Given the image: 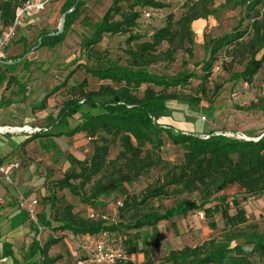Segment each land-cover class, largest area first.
Instances as JSON below:
<instances>
[{"label": "trees", "instance_id": "16d2710c", "mask_svg": "<svg viewBox=\"0 0 264 264\" xmlns=\"http://www.w3.org/2000/svg\"><path fill=\"white\" fill-rule=\"evenodd\" d=\"M25 1L0 0L1 29L12 25L15 9ZM169 1L111 0L110 7L92 26L91 35L80 39V50L87 63H91L89 67L84 66L85 72L105 83L96 90H87L84 81L70 86L69 98L62 103L49 126V136L47 131L40 132L29 136L27 141L47 137L72 138L78 134L90 140V156L84 160L67 156L69 168L62 179L54 184L55 189L67 190L82 204L94 203L103 196H109L153 170L161 171L162 174L147 186L140 201L125 200V211L146 205L152 200H166L178 195L197 196L198 205L183 200L163 212L150 208L128 227L152 230L148 248L138 249L131 239L124 241L126 247L123 248L129 257L143 256L144 262L141 264H152L149 259L160 248L157 225L173 218H185L196 209L204 210L209 217L214 214L221 216L224 222L221 236L200 246L171 251L164 260L165 264H264V227H259L257 223L249 224L239 200L228 202L223 194L227 188L237 186L243 195H264V137L257 141L239 140L215 135L214 131H210L205 134L207 138H203L199 133L175 132L158 123L160 118L168 116L173 102L191 108L199 107L221 51L232 64L242 67V71L235 74L233 79L244 84L251 83L261 70L264 58V0H224L219 6L215 5L214 0H187L182 6V14L175 18L169 13L147 40L143 34L133 32L140 21L146 20L145 13L151 15L147 21L153 17L163 19L161 13ZM83 5L80 0H66L61 11L62 14L70 12L66 15L63 33L57 36L41 34L35 47L52 48L60 45ZM122 5H125V11ZM237 8L245 10L249 23L246 28L239 26L221 37L208 40L203 47L204 58L199 63L201 75L181 71L170 76L151 71L156 65L173 63L179 51L192 57L193 22L205 20L220 10ZM104 36H126V48L123 51L125 60L122 64L97 53L96 47ZM164 44L166 48L162 49ZM30 51H24L19 60ZM259 55L261 59L257 60ZM7 61H0V87L4 83L6 87L17 83L13 76L18 67L17 60L9 65ZM23 66L29 65L24 62ZM191 80H198L199 96L180 99L176 91L184 90ZM45 106L46 98L37 109L42 110ZM247 110L264 113V98L251 103ZM70 121H75V124L71 125ZM165 137L174 146L184 149L180 163L171 164L162 158ZM114 143H118L120 151L114 159L109 160L110 147ZM54 197V193H49L47 202L52 205ZM212 200L218 204L206 208ZM230 205L234 211L232 215L229 214ZM15 219L18 220L15 225L28 221L23 211ZM37 223L39 227H49L53 233L63 235L49 237L43 244L33 239L22 256L24 264H69L67 261L59 263V256H49L51 247L59 243L65 233L92 236L107 232L110 235L118 228L113 224L83 218L78 212L74 213L70 205L58 208L50 220L46 218L45 212L38 213ZM34 230L37 233L36 227ZM6 257H10L13 264H20L13 257L11 245L3 243L0 259Z\"/></svg>", "mask_w": 264, "mask_h": 264}, {"label": "rangeland", "instance_id": "374dc122", "mask_svg": "<svg viewBox=\"0 0 264 264\" xmlns=\"http://www.w3.org/2000/svg\"><path fill=\"white\" fill-rule=\"evenodd\" d=\"M65 1L53 0L50 2L42 13L34 16L27 23V26L17 34L8 47L10 49L15 48L13 52L10 51L9 56L11 57L9 59L19 61V67L16 69V73H18L16 76L17 84H22L26 88L25 92L28 93L27 99L29 100L26 99L24 102L28 108H31V112L27 113L29 117L25 118L21 126L39 128L42 132L45 130L48 136L51 133L49 126L53 120L51 116L57 115L56 112L59 111L62 103L69 98L68 89L70 86L78 85L84 81L87 90H96L105 83L97 81L85 72L84 66L89 67L91 63H87L80 50V39L83 36L91 35L92 26L110 7L111 0H80L84 5L77 20L65 32L63 42L52 48L48 46L35 47L41 34L52 36L58 32L60 19L63 15L61 6ZM186 1L170 0L161 13L163 19L160 20L158 17H153L149 21L143 19L136 25L133 32L143 34L147 40L148 36L162 25L164 18L169 13H172L175 18L179 17L184 10L182 6ZM223 1L214 0L216 6L222 4ZM122 6L125 11V5ZM209 18L214 21V24L194 34L191 58L179 51L173 63L156 65L151 68V71L170 76L181 71L201 75L199 63L204 58L203 47L208 40L221 37L239 26L246 28L249 23L245 10L241 8L220 10L216 15ZM194 30L196 31V29ZM125 40L126 36H104L101 43L96 47V51L100 56L108 57L113 61H120L122 64L125 60L123 52L126 48ZM165 48L166 45L164 44L162 49ZM26 50L31 51L19 60V56ZM218 58L219 60L214 65L211 77L205 86L206 93L202 97L203 101L199 107L191 108L186 104L173 102L168 113L175 112L181 119L190 121L197 132L214 131L215 135L231 136L227 138L236 139L238 136H243L246 139L259 140L264 137V113L248 111L247 109L251 103H256L260 98H264V58H262L261 70L249 84L233 79L235 74L242 71V67L238 64H232L224 51L218 54ZM259 59H261L260 55L257 56V60ZM24 62H27L29 66L24 67ZM198 89V80H191L188 87L176 92L180 99L188 100L199 96ZM9 93L21 96L16 86L11 87ZM2 96L0 95V100L3 99ZM45 98L47 115L35 117L40 112L37 106ZM208 108L210 109L208 110ZM3 124L17 125L18 123L10 119L9 112L2 108L0 109V125ZM70 124L74 125L75 121H70ZM29 136H33V134L23 133L17 139L19 143H22ZM62 138V142L58 145H53L49 137L32 145L29 142L23 149V153L19 155L18 169L25 173L26 177L31 174L33 181L38 183L37 186H40L36 195L37 212L43 210L48 220L52 218L53 213L58 208L63 205H70L73 207V212H78L83 218H87L89 212L106 216L108 220L106 224H113L118 227L117 231L110 232V238L117 240L123 247H126L124 241L131 239L138 249H145L149 246L152 230L128 228L142 213L150 208L163 212L167 208L178 205L183 200L195 205L199 204L195 194L190 196L178 195L166 200H152L146 205L125 211V200L128 202L140 201L147 186L151 185L162 174L158 170L151 171L148 175L124 185L115 193L103 196L94 203L82 204L77 197L72 196L67 190L55 189L54 184L62 179L63 174L69 168L67 156H76L75 158H79L78 160H84L92 153V145L83 134L74 139L69 138V140L66 137ZM119 151L118 143L112 144L108 159H114ZM183 152L182 147L174 146L165 137L161 153L164 160L171 164L180 163ZM51 192L55 195V202L52 205L47 202V196ZM223 194L228 198V202H231L232 199L239 200L240 207L246 212L249 224L257 223L259 227H264V195L246 196L237 186L227 188ZM21 197L27 199L26 195ZM119 201L123 202L122 208L116 207V203ZM217 204L216 200H212L206 208ZM200 213L203 215L202 219L199 217ZM229 214H234L232 206L229 209ZM32 226L34 225L32 224ZM6 227L8 226L2 225L0 227V238L5 237L8 231ZM223 228L224 222L219 214L209 217L201 209L192 210L185 218L177 217L160 222L157 225L160 248L154 251L149 261L152 264H165L164 260L171 251L181 250L184 247L200 246L208 240L218 239ZM40 229L41 231H38L35 236L40 244H43L49 237L58 238L63 235L58 232L53 233L49 227L42 226ZM77 239L78 236L72 234L62 237L60 242L51 249V257H61L59 263L67 261L69 264H74V261L80 256ZM31 242V238H25L27 248ZM13 257L15 258V256ZM142 262H144V258L139 254L131 256L126 263L141 264Z\"/></svg>", "mask_w": 264, "mask_h": 264}, {"label": "crops", "instance_id": "0c3cea01", "mask_svg": "<svg viewBox=\"0 0 264 264\" xmlns=\"http://www.w3.org/2000/svg\"><path fill=\"white\" fill-rule=\"evenodd\" d=\"M214 24V21L210 18L206 20H197L192 23V31L194 34L199 33L202 31L205 27H211ZM196 29V31L194 30ZM15 49V48H14ZM14 49L8 48L6 52H4V56L2 59H8L7 64H13V60L9 59L11 56H9L10 51H14ZM19 61L16 62L18 64ZM19 65V64H18ZM19 67V66H18ZM17 67V68H18ZM16 68V69H17ZM16 69L13 72L14 78H16L17 74ZM17 81V79H16ZM20 85V84H19ZM19 85L13 84L8 87H6L5 83L0 87V95L2 96V100H0V109H6L10 114V119H12L14 122H17V125H0V126H12V127H19L23 125V121L25 118L27 119L29 116L27 115L28 112H31V108H28V105L24 102L28 98V93L25 92V87L23 88V85L21 84V88H19ZM18 87V91L21 93V96L11 95L9 93L11 87ZM10 87V88H9ZM6 90V91H5ZM29 100V99H27ZM46 106L44 109L39 110V114H36L35 117H38L39 115H47L45 112ZM46 113V114H45ZM58 113V111L56 112ZM53 117V120L56 118ZM158 123L164 127V128H171L175 132H181L184 134H200V136H204L208 133V131L204 132H197L194 125L187 120L181 119L178 114L175 112H171L168 114L167 117L160 118L158 120ZM210 132V131H209ZM78 134L72 137L71 139H74L76 137H79ZM19 134L11 135H0V167H4L9 164H17L19 167V155L23 153V149L25 146H27L30 142V145L34 143H38L44 138L41 139H35L31 141H27V137L25 142L19 143L17 137ZM16 137V138H15ZM50 141L53 143V145H58V143L62 142L63 138H54L49 137ZM69 140V138H67ZM76 157V156H75ZM79 159V158H77ZM18 167L16 169H13L7 178H4L0 174V227L2 225H6L8 227V231L5 235V237L0 238V255L2 253V244L6 243L11 245V249L13 252V256H15L16 260L18 259L21 264H24L22 262V256L24 255L25 251L27 250V247L25 246V238L29 237L31 240L35 239L36 232L34 230V226L29 222V220L23 224L15 225L17 223L16 216L19 214V212L23 211L18 207V198L22 195L27 196V200H34L36 199V195L38 194L40 186H37L38 183L33 181L32 175L30 176L25 175V173H22ZM38 207V205H37ZM24 212V211H23ZM37 212V208H36ZM43 212V210H41ZM37 212V214L41 213ZM25 213V212H24ZM90 213V212H89ZM70 233H65L64 236L69 235ZM89 235L85 236H78V241H83L89 239ZM36 240V239H35ZM54 247V246H53ZM51 247V249L53 248ZM51 249L49 251V256ZM14 258V259H15ZM0 264H13V261L10 257L2 258L0 259Z\"/></svg>", "mask_w": 264, "mask_h": 264}, {"label": "built area", "instance_id": "2783aa9c", "mask_svg": "<svg viewBox=\"0 0 264 264\" xmlns=\"http://www.w3.org/2000/svg\"><path fill=\"white\" fill-rule=\"evenodd\" d=\"M52 1L53 0H26L22 5L15 9L12 25L5 29L0 28V61L4 56V51L11 45L17 34L27 26V23L32 20L34 16L42 13L45 10V7ZM150 17L151 15L149 13H145L144 18L146 20ZM40 132H42L41 129L30 128L28 126H0V135H20L23 133L34 135ZM43 132H45V130ZM202 137L207 138V136ZM236 139L247 140L243 136H238ZM17 167V164H9L0 167V174L4 178H7L9 173ZM17 202L18 207L26 213L29 222L37 228V232H40L41 229L37 223V200L34 199L29 201L19 197ZM116 207L122 208L123 202H117ZM199 217L202 219V213L199 214ZM87 218L89 220L102 221L105 223L108 221L106 216H100L93 212H90ZM78 249L80 256L75 264H119L127 262L130 258L123 246L120 243H115L107 232H100L96 235L90 236L87 240L80 241Z\"/></svg>", "mask_w": 264, "mask_h": 264}, {"label": "water", "instance_id": "95a60500", "mask_svg": "<svg viewBox=\"0 0 264 264\" xmlns=\"http://www.w3.org/2000/svg\"><path fill=\"white\" fill-rule=\"evenodd\" d=\"M70 11L64 13L62 16H61V19H60V24H59V30L58 32L55 34L56 36L57 35H60L62 32H63V28H64V24H65V18H66V15L69 13ZM257 141V140H256Z\"/></svg>", "mask_w": 264, "mask_h": 264}]
</instances>
